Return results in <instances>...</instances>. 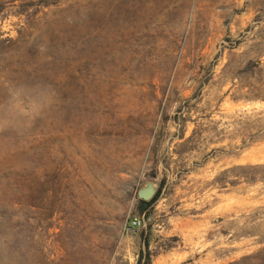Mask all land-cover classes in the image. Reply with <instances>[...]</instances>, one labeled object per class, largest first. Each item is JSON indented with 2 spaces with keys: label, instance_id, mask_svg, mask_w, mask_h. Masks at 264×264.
Returning a JSON list of instances; mask_svg holds the SVG:
<instances>
[{
  "label": "rangeland",
  "instance_id": "rangeland-1",
  "mask_svg": "<svg viewBox=\"0 0 264 264\" xmlns=\"http://www.w3.org/2000/svg\"><path fill=\"white\" fill-rule=\"evenodd\" d=\"M147 252L264 264V0H0V264Z\"/></svg>",
  "mask_w": 264,
  "mask_h": 264
},
{
  "label": "trees",
  "instance_id": "trees-1",
  "mask_svg": "<svg viewBox=\"0 0 264 264\" xmlns=\"http://www.w3.org/2000/svg\"><path fill=\"white\" fill-rule=\"evenodd\" d=\"M160 191L158 190L157 193L155 194V196L152 198L151 201L145 203L142 201H138L137 205H136V211L137 214L139 216L145 215L150 208L154 205V203L157 201L158 196H159ZM144 235H141V237ZM143 238V242H144V237ZM146 246H148L147 242H144ZM136 264H151L150 262V257H149V253H141V255L139 256V259L137 260Z\"/></svg>",
  "mask_w": 264,
  "mask_h": 264
},
{
  "label": "water",
  "instance_id": "water-1",
  "mask_svg": "<svg viewBox=\"0 0 264 264\" xmlns=\"http://www.w3.org/2000/svg\"><path fill=\"white\" fill-rule=\"evenodd\" d=\"M158 190V185L154 182H147L143 187L139 188L136 197L138 201L149 202L155 196Z\"/></svg>",
  "mask_w": 264,
  "mask_h": 264
},
{
  "label": "built area",
  "instance_id": "built-area-1",
  "mask_svg": "<svg viewBox=\"0 0 264 264\" xmlns=\"http://www.w3.org/2000/svg\"><path fill=\"white\" fill-rule=\"evenodd\" d=\"M139 226H140V221H139V220H137V219H133V220L131 221V227H132L133 229H137V228H139Z\"/></svg>",
  "mask_w": 264,
  "mask_h": 264
}]
</instances>
